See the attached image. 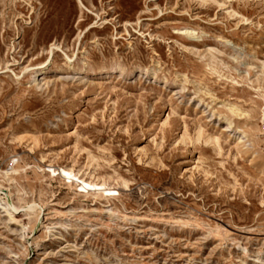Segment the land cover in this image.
I'll list each match as a JSON object with an SVG mask.
<instances>
[{"label": "rangeland", "instance_id": "374dc122", "mask_svg": "<svg viewBox=\"0 0 264 264\" xmlns=\"http://www.w3.org/2000/svg\"><path fill=\"white\" fill-rule=\"evenodd\" d=\"M0 264H264V0H0Z\"/></svg>", "mask_w": 264, "mask_h": 264}, {"label": "bare ground", "instance_id": "6f19581e", "mask_svg": "<svg viewBox=\"0 0 264 264\" xmlns=\"http://www.w3.org/2000/svg\"><path fill=\"white\" fill-rule=\"evenodd\" d=\"M35 207H37V206H36V205H33V206H31L30 208L34 210ZM14 208H15V207H14Z\"/></svg>", "mask_w": 264, "mask_h": 264}]
</instances>
